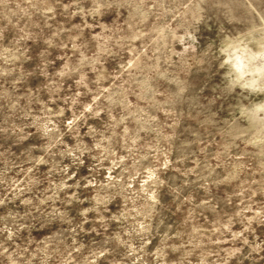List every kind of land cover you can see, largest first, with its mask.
Wrapping results in <instances>:
<instances>
[{
    "label": "rangeland",
    "instance_id": "obj_1",
    "mask_svg": "<svg viewBox=\"0 0 264 264\" xmlns=\"http://www.w3.org/2000/svg\"><path fill=\"white\" fill-rule=\"evenodd\" d=\"M262 56L264 0H0V264H264Z\"/></svg>",
    "mask_w": 264,
    "mask_h": 264
},
{
    "label": "clouds",
    "instance_id": "obj_2",
    "mask_svg": "<svg viewBox=\"0 0 264 264\" xmlns=\"http://www.w3.org/2000/svg\"><path fill=\"white\" fill-rule=\"evenodd\" d=\"M226 50L225 49H222L221 50V54H225ZM261 58H264V56H262ZM253 59H256V57H253ZM238 60V58H237ZM224 64H232V59L230 58H226L224 61H223ZM233 67H236L237 68V71H239V68L237 67L236 64H233ZM262 71H264V69H262ZM256 84V81H252L251 84H245V85H242V87H245V88H253V86Z\"/></svg>",
    "mask_w": 264,
    "mask_h": 264
}]
</instances>
